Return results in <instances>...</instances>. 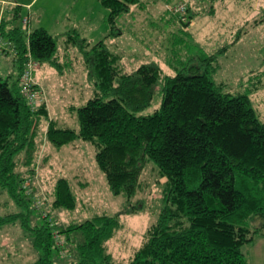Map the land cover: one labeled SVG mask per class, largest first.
I'll return each mask as SVG.
<instances>
[{
    "label": "trees",
    "instance_id": "1",
    "mask_svg": "<svg viewBox=\"0 0 264 264\" xmlns=\"http://www.w3.org/2000/svg\"><path fill=\"white\" fill-rule=\"evenodd\" d=\"M100 3L108 10V38L120 35L117 24L133 7H144L143 0ZM184 5L187 22L179 30L190 39L187 29L193 15ZM19 10L14 7L13 18ZM0 39L11 48L18 67L15 79L12 73L0 78V196H5L3 205L11 201L19 209L0 214V229L18 223L30 235L39 256L33 264H60V253L73 242L77 259L73 264H248L242 248L255 237H264V122L248 96L231 95L213 81L215 54L200 49L180 69L165 61L173 75L163 71L161 62L148 59L124 73L120 56L104 39L91 45L71 37L94 86L93 97L76 110V131L57 127L47 118L44 105L31 110L20 94L28 56L36 64L57 66L55 39L41 27L14 26L4 18ZM156 92L161 96L159 108L139 115L151 106ZM42 119L47 120L45 138L52 146L79 140L94 146L95 164L110 192L127 201L123 213L134 214L143 207L132 199L149 164L165 179L157 219L128 260L115 262L107 253V241L121 228L122 212L63 227L41 203L31 206L33 200L25 195L22 183L33 174ZM19 166L26 169L24 174ZM49 197L54 211L76 208L66 177L56 179ZM74 231L78 235L72 238Z\"/></svg>",
    "mask_w": 264,
    "mask_h": 264
},
{
    "label": "rangeland",
    "instance_id": "2",
    "mask_svg": "<svg viewBox=\"0 0 264 264\" xmlns=\"http://www.w3.org/2000/svg\"><path fill=\"white\" fill-rule=\"evenodd\" d=\"M180 2L188 4L193 15L187 30L191 33L190 39L181 33L180 24L171 13V8ZM14 3L20 5L16 18L12 17L17 6ZM248 3L253 4L252 8ZM28 4V7L21 6ZM143 4V8L133 7L120 19L116 27L121 32L119 36L108 38V10L100 0H0V18L14 26L41 27L55 39L57 66L43 63L37 64L33 70V83L43 100L41 105L47 110V118L53 119L59 128L77 131L76 110L94 95L83 54L72 43L73 37L86 39L91 45L104 39L110 51L120 56L119 64L124 73L148 59L149 62H161L163 71L173 75L165 61H171L180 69L190 56H197L200 49L207 55L215 54L213 81L221 83L224 91L231 95L248 96L257 117L264 122V21L259 22L261 0H143ZM24 19H27L26 23ZM169 20L174 22L171 24ZM174 36L183 39L174 42ZM13 63V53L0 55V78L12 73V79H15L18 67ZM160 101L161 96L156 92L151 106L138 114H151L159 108ZM46 127L47 120L42 119L36 138L33 174L25 173L31 178L28 196L33 200L31 206L37 200L42 204V210L51 213L55 223L63 227L83 223L95 215L114 216L127 208L125 197L112 195L104 175L97 168L94 146L79 140L56 148L45 138ZM25 170L18 167L22 174ZM60 177L71 182L77 199L73 211H54L51 208L49 195ZM140 180L141 189L132 203L141 201L143 207L134 214L122 212L118 216L121 228L107 241V253L115 262L126 261L133 255L142 243L146 229L156 221L161 206L165 179L149 164ZM4 200L5 196H0V214L19 212L11 201L8 206L3 205ZM32 221L37 220L33 218ZM73 235L72 238L77 237V231ZM261 247L246 245L242 248L250 264H264V247ZM73 249L74 242L66 245L60 253L63 257L57 262L73 264L77 261ZM38 257L30 235L18 223L0 229V264H33Z\"/></svg>",
    "mask_w": 264,
    "mask_h": 264
},
{
    "label": "built area",
    "instance_id": "3",
    "mask_svg": "<svg viewBox=\"0 0 264 264\" xmlns=\"http://www.w3.org/2000/svg\"><path fill=\"white\" fill-rule=\"evenodd\" d=\"M171 11L173 13L178 14L179 20L178 24L182 25L187 22L186 17L184 16L185 13V5L184 3L177 4L171 8ZM24 23L27 22V19L23 20ZM4 43L0 39V51L3 50ZM28 59L26 60L22 73L20 75V94L25 99L26 104L29 106L31 110H36L39 106H41V102L43 101L40 98L39 91L36 89V84L33 83V70L36 68L37 65L33 60L28 56ZM31 179V178H30ZM30 179H25L22 183V189L24 190V193L29 196V193L31 191ZM39 202L36 200L34 202V205H38Z\"/></svg>",
    "mask_w": 264,
    "mask_h": 264
},
{
    "label": "crops",
    "instance_id": "4",
    "mask_svg": "<svg viewBox=\"0 0 264 264\" xmlns=\"http://www.w3.org/2000/svg\"><path fill=\"white\" fill-rule=\"evenodd\" d=\"M262 1V4H261V9L259 10V11H262V7H263V4H264V2H263V0H261ZM251 2V1H250ZM31 3V2H30ZM15 4V3H14ZM15 5H17V6H19L20 7V5L19 4H15ZM248 5H249V7H251L252 8V6H253V4L252 3H248ZM21 6H23V7H28L29 6V4L28 5H21ZM188 31H189V29H187ZM188 33H190V32H188ZM191 34V33H190ZM9 46H3V53L1 54V52H0V55H8L9 54V51H11V48H8ZM58 58H59V60H60V56H58ZM40 65V64H39ZM85 66V65H84ZM86 71V70H85ZM249 245H259L260 246V248H262L261 246H263L264 247V237H262V236H258V237H255L254 238V240L249 244ZM246 257H247V260H248V264H250V260L248 259L249 257H248V255H246ZM263 261H264V259H262Z\"/></svg>",
    "mask_w": 264,
    "mask_h": 264
}]
</instances>
